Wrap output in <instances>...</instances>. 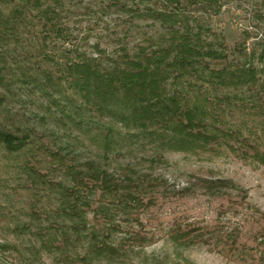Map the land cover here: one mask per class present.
<instances>
[{"label":"rangeland","instance_id":"rangeland-1","mask_svg":"<svg viewBox=\"0 0 264 264\" xmlns=\"http://www.w3.org/2000/svg\"><path fill=\"white\" fill-rule=\"evenodd\" d=\"M172 29L224 54L165 84L214 137L186 151L88 103L64 69L112 68ZM263 61L264 0H0V130L19 139H0V264H264ZM240 67L233 85L206 77Z\"/></svg>","mask_w":264,"mask_h":264},{"label":"trees","instance_id":"trees-1","mask_svg":"<svg viewBox=\"0 0 264 264\" xmlns=\"http://www.w3.org/2000/svg\"><path fill=\"white\" fill-rule=\"evenodd\" d=\"M164 1L177 5L182 0ZM200 1L202 0H193ZM156 15H161L165 19L167 17L163 13ZM170 33V39L165 42L166 44L157 45L149 52L142 49L133 57L123 52L121 62L112 68L103 67L91 58L67 62L64 69L66 75L70 77L71 87L81 92L88 103L116 118L125 127L133 126L147 131L154 125L162 126L164 132L168 130L170 133L167 138L164 133L162 134L164 145L186 151L202 147L214 137L210 133L194 130L198 127V117L203 111L198 106V101L196 103L182 100L178 92H167L165 84L169 78L176 80L190 71L196 74L199 58H220L224 54L217 50L197 48L196 42L187 32L172 29ZM261 70L264 72V61ZM252 72V69L242 67L233 70L209 69L206 77L233 85L251 76ZM0 139L8 147L14 145L13 140H19L18 137L2 130ZM91 169L92 167L89 171ZM89 175L91 178L98 177L97 179L102 182L103 172L94 171ZM212 183L214 182L211 181ZM211 184L209 187L213 186ZM183 234L185 235V232L182 231L178 235ZM65 239L66 237L63 238ZM99 246L95 245L97 251ZM111 249L114 250V247Z\"/></svg>","mask_w":264,"mask_h":264}]
</instances>
